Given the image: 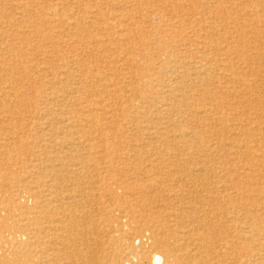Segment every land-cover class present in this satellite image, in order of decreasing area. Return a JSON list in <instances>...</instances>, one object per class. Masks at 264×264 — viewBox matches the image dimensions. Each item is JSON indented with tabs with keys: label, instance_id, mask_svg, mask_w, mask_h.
<instances>
[{
	"label": "bare ground",
	"instance_id": "obj_1",
	"mask_svg": "<svg viewBox=\"0 0 264 264\" xmlns=\"http://www.w3.org/2000/svg\"><path fill=\"white\" fill-rule=\"evenodd\" d=\"M15 1L7 14L0 0V264H264V90L251 89L264 57L240 48L218 0L196 1L191 39L165 43L157 100L130 88L155 76L133 69L144 44L129 21L155 30L188 2ZM33 114L39 144L22 139Z\"/></svg>",
	"mask_w": 264,
	"mask_h": 264
},
{
	"label": "rangeland",
	"instance_id": "obj_2",
	"mask_svg": "<svg viewBox=\"0 0 264 264\" xmlns=\"http://www.w3.org/2000/svg\"><path fill=\"white\" fill-rule=\"evenodd\" d=\"M37 1H38V5H37L36 11L39 9L40 10L44 9L46 3L41 1V0H37ZM182 1H184V2L186 1L188 3H186V2L185 3L187 5H189V4L190 5L187 8H185L184 10H179V12L174 13L172 16H169L167 13L170 10L168 7L160 10V12H159L160 17H161L160 22L158 21V23L153 24V27L155 28V30L151 29L147 23H144L142 25H138V24H136L135 20L129 21L130 26H131L130 28L136 29L135 31L140 34V35H137V37L143 38V44H144L143 47H138V48L135 47V49H134L136 56L134 57L135 61L133 64L134 65L133 69L136 70L137 72H141V73L144 72L145 74L151 75L153 73V75L155 76L153 78L154 80L152 81V83L150 85H141L140 81H138L137 79H133V82L131 83V80L129 79L130 83H131L130 88L132 90L136 91L138 95H142V96L144 95L148 98H151V100H153V99L157 100V96L155 93L158 92V90H167V89H162L163 87L161 86L162 85L161 81H159V79H156L158 75H161V76L163 75L164 69H167L173 65V63L169 62L168 55H165V53L163 51V47L166 45L165 43L171 44L173 46H177L176 40H178L179 38L181 39L182 37L184 39H186V37L191 39L192 34L190 32V29H189V31H185V30L183 31L180 29L184 24L183 21L184 22L186 21L185 24L188 25L190 23V21L198 18L199 17L198 13L201 12V9L198 8L199 4L196 3L197 0H182ZM198 1L200 2V1H204V0H198ZM217 2L218 3L215 5L218 6L220 9H222L224 12H226L228 14L229 25L230 26H236V25L239 26V29L241 30V32H240L241 36L243 37V40L245 42L243 45L240 46V48L243 50H246V51H248L254 55H258V56L262 55V57H264V14H263L264 13V0H218ZM90 4H91V6L98 8L104 14H107L110 12H115V11L117 12V8L114 7L115 3L113 5H110L105 0H91ZM15 5H16V1L11 0V2H9L8 4H6L4 6V11L7 14L13 13V12L17 13V8H15ZM233 5H235V6H233ZM147 6L143 5V7L145 9H149V10L158 9L156 6H154V4L153 5L147 4ZM190 6H192V7H190ZM254 9L257 10V15L251 14V15H249V16L247 15L245 17V16H242L239 14V10H247L248 11V10H254ZM32 12L33 11H31V13ZM35 12H33L29 17L27 15V17H23L22 19H24V20L26 19L25 21L30 20L33 24L36 23L35 25H36V27H38L39 24H38V19L36 18ZM24 26H26L25 28H27L26 22L23 24V27ZM188 27H193L192 30L198 31V29L196 30L197 27L195 28L191 24H189ZM252 31H254V32H252ZM236 35L237 34H233L232 37H235ZM143 48H144V53L141 52V50ZM188 51H190V49H188ZM193 52L196 53L195 51H193ZM93 59H95V58L89 59V62L93 63V61H94ZM46 60H48V59H46ZM54 65H57V64H54ZM263 65L264 64H261V67L258 66L257 70L261 71V75L264 76V72L262 69ZM99 66H100V64H99ZM99 68L101 69V66ZM32 73H33V75H32L33 78H36L37 74H35L34 71ZM127 76H130V75H127ZM72 85L73 84H71L70 87ZM260 86L262 88L261 87H254L252 85L251 89L252 90H264V82L260 83ZM61 88H62V86H59V85L52 86V87L46 86V85L38 87V85L36 84L35 86L28 88L27 90H46V93H48L49 90H59ZM32 94L34 95L35 93L31 92L29 97H33ZM138 106L141 107L140 104H138ZM258 106H259V108L264 109V97L263 96L261 97V100L259 101ZM142 107H145V106H142ZM31 112L33 113V109L31 110ZM31 116L32 117H26L24 119L23 125H25L27 123L29 125H31L32 126L31 128H33L32 133H30L29 135L22 134V136H23L22 139H24V141H26L28 139V141L30 140L31 143L34 142V144L35 143L39 144L40 143L39 142L40 137L35 135L34 132L37 133V132L42 131L41 128L36 126V124L42 123V121L39 120L35 114H33ZM33 123L35 124V126L33 125ZM133 124L134 125H131V127L134 129L137 127H140V125L136 126L137 123H133ZM122 135H123L122 137L109 139V143H115V144L120 143L121 144L120 148H118V154L126 152V149H124L125 145H123V144L127 140H129L130 138L133 139V137H130L125 133H123ZM40 139L45 140V139H48V137L42 136ZM29 153H30L29 149L26 148L25 151L23 152V156L25 154L28 155ZM230 158L231 157H226V158H223V160L224 161H227V160L230 161ZM250 211H251V213H253L252 209H250ZM241 218H243V217H241ZM9 221H8V223H9ZM5 256H7L8 258H15L11 249L6 250ZM16 260H17L18 264H21V257L20 256H19V258H16Z\"/></svg>",
	"mask_w": 264,
	"mask_h": 264
}]
</instances>
